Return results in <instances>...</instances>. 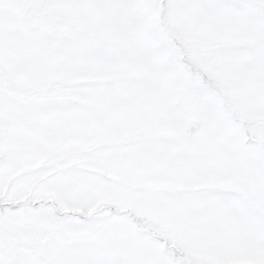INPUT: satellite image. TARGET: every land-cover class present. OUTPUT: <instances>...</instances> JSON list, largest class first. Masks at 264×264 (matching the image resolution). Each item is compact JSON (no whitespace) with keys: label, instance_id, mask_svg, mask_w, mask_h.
Returning a JSON list of instances; mask_svg holds the SVG:
<instances>
[{"label":"snow or ice","instance_id":"1","mask_svg":"<svg viewBox=\"0 0 264 264\" xmlns=\"http://www.w3.org/2000/svg\"><path fill=\"white\" fill-rule=\"evenodd\" d=\"M100 6L120 24L65 15ZM12 32L34 71L72 81L28 97L27 119H95L101 92L168 118L15 179L20 155H0V264H264V0H0V105ZM26 217L63 228L42 261L12 252L9 226Z\"/></svg>","mask_w":264,"mask_h":264},{"label":"rangeland","instance_id":"2","mask_svg":"<svg viewBox=\"0 0 264 264\" xmlns=\"http://www.w3.org/2000/svg\"><path fill=\"white\" fill-rule=\"evenodd\" d=\"M65 15L73 24L92 23L118 25L122 12L107 7H82L69 9ZM8 39L11 44L8 57L6 93L8 103L0 105V155L11 151L19 154L18 167L12 173L17 175L32 172L42 167L57 152L80 145L113 143L119 145L132 137L138 127H158L167 120L164 109L158 111L123 109L117 98L103 92L95 98V105L101 115L95 119L71 117L56 121H34L25 117L27 98L37 92H63L72 81L67 76H54L46 71L33 70L24 54V38L12 32ZM126 75L123 69L98 73L89 79L107 83ZM89 102L85 100V103ZM41 129L42 134L33 136L29 129ZM143 156L139 153L132 161L139 164ZM30 187V185H24ZM63 228L54 221L34 222L24 218L9 226V240L14 256H23L30 261H42L57 250L62 243ZM257 253L239 264H259Z\"/></svg>","mask_w":264,"mask_h":264}]
</instances>
